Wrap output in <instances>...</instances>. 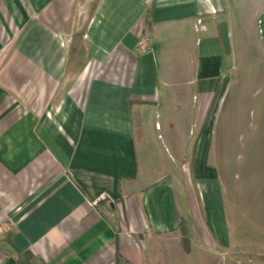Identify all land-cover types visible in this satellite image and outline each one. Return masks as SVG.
<instances>
[{
	"label": "crops",
	"instance_id": "1",
	"mask_svg": "<svg viewBox=\"0 0 264 264\" xmlns=\"http://www.w3.org/2000/svg\"><path fill=\"white\" fill-rule=\"evenodd\" d=\"M236 76L264 80V0H0V264H149L144 236L190 242L155 143L189 160L218 233L210 96Z\"/></svg>",
	"mask_w": 264,
	"mask_h": 264
},
{
	"label": "rangeland",
	"instance_id": "2",
	"mask_svg": "<svg viewBox=\"0 0 264 264\" xmlns=\"http://www.w3.org/2000/svg\"><path fill=\"white\" fill-rule=\"evenodd\" d=\"M254 49L251 45L247 60L255 59ZM219 90L210 96L207 158L222 204L219 232L206 224L194 181L185 178H192L189 160H174L166 145L162 153V143L151 144L152 154L156 149L159 155L157 177L171 180L179 211L189 217L190 242L144 236L159 249V262L149 264H264V80L236 76Z\"/></svg>",
	"mask_w": 264,
	"mask_h": 264
},
{
	"label": "built area",
	"instance_id": "3",
	"mask_svg": "<svg viewBox=\"0 0 264 264\" xmlns=\"http://www.w3.org/2000/svg\"><path fill=\"white\" fill-rule=\"evenodd\" d=\"M150 36L146 33H141L137 36V41H136V50L138 53H144L150 49ZM106 198L105 193H100L94 200L93 204H96L99 200H103ZM5 228L4 225L0 222V236L4 233Z\"/></svg>",
	"mask_w": 264,
	"mask_h": 264
},
{
	"label": "trees",
	"instance_id": "4",
	"mask_svg": "<svg viewBox=\"0 0 264 264\" xmlns=\"http://www.w3.org/2000/svg\"><path fill=\"white\" fill-rule=\"evenodd\" d=\"M115 264H131V263L117 252L115 253Z\"/></svg>",
	"mask_w": 264,
	"mask_h": 264
}]
</instances>
